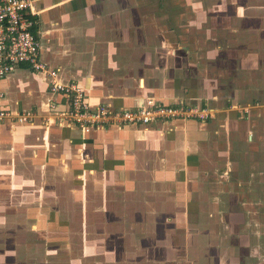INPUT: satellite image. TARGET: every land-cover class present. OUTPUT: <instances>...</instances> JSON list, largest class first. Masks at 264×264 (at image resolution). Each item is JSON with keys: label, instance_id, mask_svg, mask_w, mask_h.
Returning <instances> with one entry per match:
<instances>
[{"label": "crops", "instance_id": "crops-1", "mask_svg": "<svg viewBox=\"0 0 264 264\" xmlns=\"http://www.w3.org/2000/svg\"><path fill=\"white\" fill-rule=\"evenodd\" d=\"M31 10L40 60L90 106L213 116L84 133L54 121L67 102L44 72L15 66L0 105L34 117L0 122V264H264V0Z\"/></svg>", "mask_w": 264, "mask_h": 264}, {"label": "built area", "instance_id": "built-area-1", "mask_svg": "<svg viewBox=\"0 0 264 264\" xmlns=\"http://www.w3.org/2000/svg\"><path fill=\"white\" fill-rule=\"evenodd\" d=\"M31 1L0 0V81L19 65L44 72L49 78L48 92L62 94L67 102L65 110L53 113L57 123L78 126L85 133L91 129L111 126L134 125L144 128L156 121H204L213 116L212 111L205 106L180 101L163 104L151 97L146 98L143 105L131 109H115L107 103L90 106L83 88L72 81H56L55 71L48 69L40 60V43L34 31L36 20L35 12L31 10ZM2 95L0 90V99ZM53 106L50 103V107ZM252 106L264 108V102H255ZM247 110L248 107L242 108L243 112ZM33 117L31 111H11L0 105V122L31 123Z\"/></svg>", "mask_w": 264, "mask_h": 264}]
</instances>
